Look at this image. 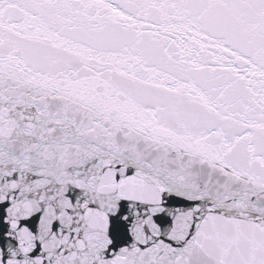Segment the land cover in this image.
I'll list each match as a JSON object with an SVG mask.
<instances>
[{
    "label": "snow or ice",
    "instance_id": "obj_1",
    "mask_svg": "<svg viewBox=\"0 0 264 264\" xmlns=\"http://www.w3.org/2000/svg\"><path fill=\"white\" fill-rule=\"evenodd\" d=\"M0 264H264V0H0Z\"/></svg>",
    "mask_w": 264,
    "mask_h": 264
}]
</instances>
